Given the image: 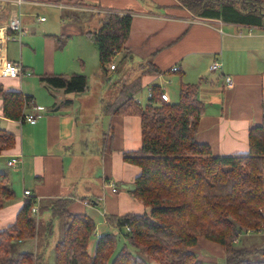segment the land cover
<instances>
[{"label": "crops", "instance_id": "crops-1", "mask_svg": "<svg viewBox=\"0 0 264 264\" xmlns=\"http://www.w3.org/2000/svg\"><path fill=\"white\" fill-rule=\"evenodd\" d=\"M44 7L61 10V24H65L61 27L65 32L53 33L42 26L43 45L38 50L23 43L21 37L33 29L32 19ZM102 8L132 13L124 47L131 54L129 63L133 67L142 72L139 67L142 64H154L160 70L176 65L177 71L183 72L178 76V85L180 79L199 84L198 98L204 103V112L195 139L208 144L213 154L246 153L248 130L260 124L264 114V16L262 26L232 23L197 16L177 0H23L20 5L0 0V61H17L31 71V75L16 78L0 75V84L4 90L20 91L28 96L25 114L36 116L35 123L6 118L0 99V129L15 137L14 147L0 152V184L7 183L14 193L2 201L0 230L14 222L27 196L25 190L36 197L38 207L48 200L65 198L69 200L70 211L86 213L95 222L89 253L94 250L96 237L116 230L107 215L145 212L144 206L129 193L140 168L123 159V152L137 150L141 145L140 117L104 112L102 95L98 97L89 83L92 75L105 79L113 69L108 67L104 75L99 66L94 74H87L81 58L80 69L56 59L57 47L61 48L56 38H69L70 34L88 38L85 31L97 27L91 13ZM18 9L21 21L25 19L24 33L19 38L4 28L13 10ZM41 17L45 16L38 20L45 22ZM89 42L87 39L88 48ZM90 43L98 57L96 45L92 40ZM215 60L221 65L210 70ZM72 73L86 76L85 91L67 92L60 88H46L45 94L36 91L40 74ZM34 75L38 80H32ZM138 77L142 87L158 86L167 94L168 102L171 101L165 86L175 82L171 73ZM123 78L120 83L129 77ZM40 86L44 84L41 82ZM116 96L117 93L112 95L110 101ZM134 97L137 100L136 94ZM11 158L18 161L13 166L7 163ZM250 233L253 232L244 234ZM41 238L45 240L43 226L38 221L36 237L23 242L22 248L42 251ZM207 248L223 251L203 237L198 239L194 251L203 252Z\"/></svg>", "mask_w": 264, "mask_h": 264}, {"label": "trees", "instance_id": "trees-1", "mask_svg": "<svg viewBox=\"0 0 264 264\" xmlns=\"http://www.w3.org/2000/svg\"><path fill=\"white\" fill-rule=\"evenodd\" d=\"M177 1L200 17L262 26V0ZM101 10L91 13L97 27L85 33L96 45L100 69L107 75L109 65L118 70L114 61L121 65L131 59L124 44L132 13ZM66 38L57 37V45L61 47ZM139 67L141 75L183 74L171 68L160 70L154 64ZM38 78L67 92L88 88L81 73L40 74ZM140 78L123 81L115 100L104 102L103 111L140 117L141 145L123 152V159L140 168L129 193L146 210L107 215L118 233L100 234L89 253V241L95 233V222L89 215L70 211L65 198L39 204V212L51 213L43 226L45 239L52 231L53 217L60 220L61 237L53 245V264H152L151 260L157 264H200L194 251L200 237L222 246L225 264H264L262 247L237 245L244 233H264V114L261 123L248 130L246 153L216 155L208 144L195 139L204 112V103L198 98L199 84L180 79L175 103L166 102L158 86H151V95L142 105L134 97L142 86ZM0 99L4 117L22 119L28 96L4 90L0 84ZM14 144V135L0 129V152ZM13 195L7 183L0 184V207L4 198ZM35 202V196L27 195L14 222L0 230V264H46L44 248L40 252L22 248L23 242L33 240L38 233L37 215L32 212ZM120 237L123 241L119 246Z\"/></svg>", "mask_w": 264, "mask_h": 264}, {"label": "rangeland", "instance_id": "rangeland-1", "mask_svg": "<svg viewBox=\"0 0 264 264\" xmlns=\"http://www.w3.org/2000/svg\"><path fill=\"white\" fill-rule=\"evenodd\" d=\"M27 8L23 9V11H26ZM34 15V19L31 22L33 24V29H29L25 34L22 35L21 40L23 43H27L31 47H37L38 50L41 49L43 45V38H41V35L43 34L41 31V27L43 26L48 31H51L53 33L65 32V29L61 26H65L64 23L61 24V10L59 9H53L51 7H44L41 9H38ZM67 12L64 11V14ZM45 16L46 21L42 22L38 20V17ZM23 18V17H22ZM23 22V20H22ZM25 22V19H24ZM23 22V24H24ZM29 26V25H28ZM93 29V28H90ZM71 36L66 38L65 42L61 46V48L57 47L56 50V59L61 60L67 64V66H73L76 69H80L81 63L78 61L79 58L83 59L85 61V69L87 74L92 73L94 74L99 68V62L98 57L95 55L94 52H92L91 47V40L89 37H82L78 34H70ZM32 38L33 40H31ZM89 40V48L87 47L86 40ZM85 42V43H84ZM88 42V41H87ZM27 47V46H26ZM91 50V52H90ZM28 56H32L31 53H28ZM115 63H118V70L113 71L109 70L108 77L105 79L102 76V79L99 78L98 75H92L90 77V87L93 91L97 93V96L102 95V98L104 99V102H111L110 99L112 95L115 96L116 93H118L117 89L120 88V81L124 80L122 77L128 76V81L131 79L133 80L135 77L141 76L140 70L133 67L128 61L122 63L119 65V62L114 61ZM114 63V64H115ZM110 68V65L108 66ZM135 73V74H134ZM170 74V73H169ZM171 78H173L174 81H170V83L165 84L167 88V92L170 96V102L175 103L178 100V74L171 73ZM32 80H38V78L34 75L31 77ZM166 79H169L168 76L165 77ZM120 80V81H119ZM37 82H40L39 80ZM39 85L36 87V91H38L41 94H45L47 92L46 88H54L50 87L44 83H42L43 86ZM117 91V92H116ZM137 100H139V103L144 105L147 102L148 99V88L142 87L139 89V91L136 93ZM169 100V98H168ZM114 101V100H113ZM143 208V206H142ZM146 210V208H144ZM39 213V211H38ZM51 218V213L48 210H43L40 214L37 216V221L41 222V225L44 226L46 220H49ZM117 230V227H115ZM113 230L115 234L118 233V230ZM249 233V232H247ZM61 237V227H60V220L58 218L53 217V227L52 231L48 235V237L41 241V243H45V246L43 245V248L46 251L45 257L47 263L46 264H53V245L54 243ZM93 238V237H92ZM119 239V246L122 244L123 239L121 240V237ZM238 242V246H246L248 248H255V247H262L264 250V233L258 234V233H250L249 235L243 234L240 236ZM93 240V239H92ZM32 241V240H30ZM212 243V241H211ZM213 244L217 248H222L221 245L214 243ZM52 245V248H51ZM93 249V248H91ZM132 249V248H131ZM197 249V248H195ZM210 248H207L203 252H196L197 258L201 261L200 264H225L224 261V254L222 252H215L213 250H209ZM52 255V258L50 259V256ZM50 260V262H49ZM152 264H157L155 261L151 260Z\"/></svg>", "mask_w": 264, "mask_h": 264}, {"label": "built area", "instance_id": "built-area-1", "mask_svg": "<svg viewBox=\"0 0 264 264\" xmlns=\"http://www.w3.org/2000/svg\"><path fill=\"white\" fill-rule=\"evenodd\" d=\"M8 2L12 3V4H16V5H20L23 0H8ZM93 11H95L94 8H92ZM103 10H99L98 12H102ZM41 20H44L45 17H41ZM6 30H10L13 31L16 34V37H20L22 35L23 32V27H22V21H21V12L20 10H13L12 14L10 15L5 27ZM220 62L218 61H213V63L210 65V70H217L220 67ZM113 65H110V68L113 69ZM178 67L176 65L171 67V70L175 71L177 70ZM0 75L2 76H8V77H12V78H16V77H20L21 75H31V71L26 70L24 68V66L17 61H11L8 59H4L0 61ZM228 81H230V77L226 78ZM148 95H151V88L148 89ZM161 97L168 101V96L166 93H162ZM22 121H26V122H30V123H35L36 122V116L33 115L32 113H26L23 114V117L21 119ZM17 159L16 158H11L7 163L10 166H13L17 163ZM113 190H116L114 188V186L112 185L111 187ZM24 193L26 195L30 194L29 190H25ZM32 212L34 214H38V201L36 199V202L34 203L33 207H32ZM125 229L127 231L130 230V227L126 224L125 225Z\"/></svg>", "mask_w": 264, "mask_h": 264}, {"label": "bare ground", "instance_id": "bare-ground-1", "mask_svg": "<svg viewBox=\"0 0 264 264\" xmlns=\"http://www.w3.org/2000/svg\"><path fill=\"white\" fill-rule=\"evenodd\" d=\"M166 101V100H165ZM166 102H168V101H166Z\"/></svg>", "mask_w": 264, "mask_h": 264}]
</instances>
